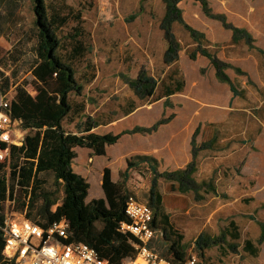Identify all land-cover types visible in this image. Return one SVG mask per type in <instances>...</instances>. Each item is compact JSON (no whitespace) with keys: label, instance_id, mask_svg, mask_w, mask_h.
<instances>
[{"label":"rangeland","instance_id":"374dc122","mask_svg":"<svg viewBox=\"0 0 264 264\" xmlns=\"http://www.w3.org/2000/svg\"><path fill=\"white\" fill-rule=\"evenodd\" d=\"M208 3L215 15H224L228 24L245 29L256 48L244 41L234 44L232 30L207 17L199 2L184 0L179 4L185 22L205 34L203 46L230 66L226 74L238 92L236 97L229 85L217 79L206 57L197 54L196 60L190 59L189 53L196 51L198 44L179 24L173 26L181 45L179 62L172 66L164 64L167 43L160 29L165 12L162 0H46L49 15L55 11L68 18L59 36L74 35L78 28V40L88 48L75 66L83 90L80 95H71L74 103L84 101L88 105L74 123L66 124L69 130L76 132L75 125L88 117L96 120L94 132L100 135L151 128L172 118L151 134L123 135L116 145L108 147L104 157L92 159L89 151L79 149L74 165L91 186L88 197L91 201L103 196L105 168H110L114 178L123 183L128 162L136 164L137 156L156 160L153 166L158 173L185 168L193 160L191 141L199 129L196 148L204 144L206 147L197 151L195 178L198 182L213 180L219 195H205L200 190L205 199L198 201L193 191L183 192L178 185L172 189L169 182L158 178L161 214L168 217L176 235L183 237L185 260L195 255L198 264H264V243L258 244L264 225V54L257 50H264V0H208ZM34 6L35 0H0L1 91L11 88L12 92L16 85L34 88L32 68L37 45ZM141 71L159 82H170V74H176L178 80L185 81V89L168 100L156 101L162 94L160 89L154 98L140 101L127 82L136 79ZM132 99L138 109L126 117L125 110ZM171 137L177 150L175 160L156 151L164 153ZM153 177L150 165L139 163L130 169L125 188L138 201L149 204ZM43 186L55 193L58 204L53 211H56L63 188L55 184L50 174L44 177ZM19 198L17 194L15 211ZM5 209L10 211L12 207L6 203ZM19 212L24 215L28 210ZM230 222L237 226L238 239L230 235V231L235 232ZM157 231L151 246L172 259L167 255V247L175 236L163 226H158ZM224 233L226 236L219 245L204 249L202 258L196 247L199 236L220 238ZM248 240L257 255L246 250Z\"/></svg>","mask_w":264,"mask_h":264},{"label":"trees","instance_id":"16d2710c","mask_svg":"<svg viewBox=\"0 0 264 264\" xmlns=\"http://www.w3.org/2000/svg\"><path fill=\"white\" fill-rule=\"evenodd\" d=\"M184 0H162L164 4V16L160 22V29L163 32L167 49L164 54V64L172 66L179 62V52L181 45L174 32V24L181 25L190 35L191 39L198 44L194 52L189 53L191 60H196L197 54L206 57L216 71L217 79L229 85L234 97L238 95L226 70L228 64L219 60L213 53L203 46L205 34L193 29L188 25L182 16L179 4ZM199 2L205 15L211 19L221 21L223 25L232 30V42L239 44L244 41L251 48L256 49L252 44L251 35L245 30L233 27L226 22L224 15H215L209 7L208 0H194ZM34 11L36 14L37 45L35 48L36 61L32 68L34 76V88L37 91L35 97L22 87L17 86L16 96L12 101L9 112L11 116L19 120L22 127L28 130L25 145L22 148L13 147L9 169L6 164H0V223L3 222V211L8 199L16 200L15 196L20 195L17 209L28 210L27 218L34 222L47 226L63 219L68 221V233L70 242L84 243L94 248L99 255L113 264H120L126 258L136 255L133 242L136 240L130 234H123L119 231L122 222L129 221L125 208L128 198L133 195L125 188V183L129 177V171L139 163L147 162L154 174L150 190V203L147 204L155 208L153 227L163 226L175 240L167 247V255L172 256V261H185V248L181 244L183 237L176 235L170 226L168 217L161 214L162 196L158 191V178H163L171 184L172 189L176 185L183 192L193 191L198 201L205 199L200 194V190L205 195L211 193L219 195L217 185L213 180H202L198 182L195 178L197 172L196 156L199 149L196 148L195 137L199 132L196 130L192 138L193 160L185 167L172 172L158 173L153 164L157 163L151 157L137 156L134 164L128 162L127 169L122 175V182L112 180L111 170L105 168L102 176V190L104 198L93 199L87 203L89 195V182L77 174L72 167L77 158L76 149H88L96 157H104L107 147L116 145L123 135L148 133L157 130L160 125L171 121L172 118L161 120L151 128H135L132 131H125L119 134L100 135L93 130L98 126L96 120L88 117L85 122L75 125L76 132L69 130L66 124L74 123L85 111V105L74 103L71 100L72 94L80 95L83 87L76 77V63L87 52L85 44L78 40L77 33L69 34L65 37L59 36L68 22L67 17H61L58 12L49 15L46 0H35ZM261 54L264 50L257 49ZM65 51V54H63ZM56 74V76H55ZM176 74H170V82L157 81L154 77L141 71L134 80H128L127 84L134 95L140 101L154 98L158 90L162 89L160 98L167 100L176 93H181L185 88V81L178 80ZM9 80L5 81V85ZM5 86L1 85L4 90ZM136 109V103L129 100V107L125 110V115H129ZM72 117V118H71ZM71 118V120H69ZM69 120V122H67ZM9 174V180L7 175ZM52 175L55 184L63 188V198L53 211V207L58 204L54 192H49L44 188V177ZM9 181V182H8ZM153 209V208H152ZM160 218V220H159ZM230 231L233 238L238 239L237 226L230 222ZM227 233V231H225ZM225 233L219 238H213L206 234H201L196 241V247L200 250L203 258L205 248L219 245L220 239L225 238ZM264 243V225H261V235L258 244ZM5 241L0 230V264L3 262V250ZM245 248L252 255H257V250L253 243L248 240Z\"/></svg>","mask_w":264,"mask_h":264},{"label":"built area","instance_id":"2783aa9c","mask_svg":"<svg viewBox=\"0 0 264 264\" xmlns=\"http://www.w3.org/2000/svg\"><path fill=\"white\" fill-rule=\"evenodd\" d=\"M14 87L17 88V85ZM22 87L31 97L37 95L36 89ZM10 90H0V164H6L8 169L12 148H22L28 135V130L9 112L16 96V89ZM6 203L11 205L12 210L4 208L3 222L0 223L5 241L2 253L5 264H113L103 259L94 248L84 243L70 242L69 224L65 219L42 226L27 218V214L15 211V200L8 199ZM125 213L129 221L122 222L119 231L135 238L133 246L136 255L122 260L120 264H198L195 255L183 262H174L151 246L158 232L153 227L154 211L138 201L134 194L128 198Z\"/></svg>","mask_w":264,"mask_h":264},{"label":"crops","instance_id":"0c3cea01","mask_svg":"<svg viewBox=\"0 0 264 264\" xmlns=\"http://www.w3.org/2000/svg\"><path fill=\"white\" fill-rule=\"evenodd\" d=\"M185 89V88H184ZM176 94H178V93H176ZM176 94H174V95H172L170 98H172L173 96H175ZM162 99H167V98H162ZM161 99V100H162ZM133 100V99H132ZM134 101V100H133ZM79 104H82V105H85V110H86V108H87V105H88V103L87 102H81V103H79ZM138 109V107L136 106V109H134V111L132 112V113H130L129 115H131V114H133V113H135L136 112V110ZM129 115H125L126 117L127 116H129ZM111 124H114V122L113 121H111L110 122ZM167 126V125H166ZM165 126V127H166ZM67 127V126H66ZM95 130V129H94ZM93 130V131H94ZM173 142L174 141H172V137L167 141V143H168V145L166 146L165 145V151H164V153H162V152H160V150H156L157 151V153L158 154H161V155H165V156H168L169 158H172L173 160H175L176 158H177V155H176V148H175V146H173ZM110 147V146H109ZM82 150L81 148H77L76 149V153H77V150ZM107 149H108V147H107ZM190 149V148H189ZM84 150H86V151H89V153H91V155H92V159H94V158H98V157H96V156H94L93 155V153H92V151H90V150H88V149H84ZM150 152V151H149ZM144 154H146V153H144ZM77 159V158H76ZM75 159V160H76ZM74 160V161H75ZM75 163L73 162V164H72V167H73V170L77 173V174H79V175H81L82 177H84L85 178V176H84V174H82V172H79V171H77L76 169H75V165H74ZM110 169V168H109ZM178 169H180V168H178ZM111 170V169H110ZM175 170H177V169H175ZM111 175H112V180L114 181V182H118L115 178H114V176H113V172H112V170H111ZM217 188H218V185H217ZM219 191V190H218ZM88 197H89V195H88ZM88 197H87V199H86V202L87 203H89V202H91L93 199H101V198H104V193H103V196H99V197H97V198H93L91 201H88Z\"/></svg>","mask_w":264,"mask_h":264}]
</instances>
